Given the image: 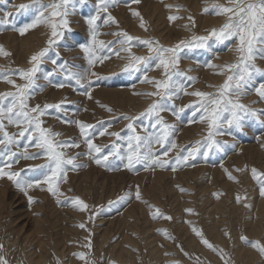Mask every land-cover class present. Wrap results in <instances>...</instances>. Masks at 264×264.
<instances>
[{"label": "rangeland", "instance_id": "rangeland-1", "mask_svg": "<svg viewBox=\"0 0 264 264\" xmlns=\"http://www.w3.org/2000/svg\"><path fill=\"white\" fill-rule=\"evenodd\" d=\"M148 1L152 3H146L149 4L146 11L144 0H139L138 3L135 0H118L117 4L108 10L117 21L116 24H105L103 21L107 14L101 13L100 19L97 21L99 25L97 42L91 51L85 52L81 46L92 43L87 17L95 14L98 0H75V8L71 9V14L68 17L71 31L65 32L64 38L58 46L49 50L47 58L40 65L36 82L44 87L42 91L37 89L28 103L30 106L62 103L61 109H49L41 119L44 121L43 127L61 133L56 137L57 140H75L80 144L79 148L64 149L66 156H74L77 153L88 151L87 145L83 143L79 127L75 123L65 122L79 120L93 125L89 132L93 134V143L102 147L103 154L116 151L119 155L126 156L129 139L133 135L151 136L155 139L167 133V140L175 141L177 148L172 149L168 156H163V152L170 147V144L166 142L162 148L153 143L152 151L155 155L159 156L161 160L174 163L177 154L187 155L188 151L195 150V158L181 162L176 166L175 171L171 166L146 169L143 164L135 165L134 170L130 171L123 167L127 161H121L118 155L109 156V161L114 163V168L117 170H109L97 165L90 156L80 155L75 163L86 165V167L73 170L71 166H68L66 181L59 182L60 193L63 195L53 196L48 192L47 185L41 184L39 187L28 190V196L33 198L31 203L28 196L12 181L6 177L0 178V185L6 184L7 186L6 191L0 193V244L4 246L0 255L5 257L8 264H58V262L59 264H86L84 260H80L74 255V253L81 252L85 253L86 259L94 264H110V262H114V264H173V262H178V264H224V260H221L217 252L206 247L201 242V237L197 236L193 229L201 232L203 238L217 249H223L226 253L225 260H228L229 264H264V256H261L256 249L250 246V242L255 241L264 244V197L260 195V185L252 175L253 168L258 173H264V147H262L264 145V125L254 118H248L242 131L228 130L225 126V134L215 137L223 145V150L213 148L209 151L205 144L208 133L207 124L200 121L201 113L196 112L193 107H185L179 116L173 114V105L178 109L193 104L197 101V97H189V95L184 97L181 94L168 102L167 109L159 114L163 122L158 124L155 114L146 115L143 113L153 101H158L159 97L134 93H142L143 90V93L156 91L154 85L140 83L145 75L150 79H163L161 69L150 66L147 72L144 70L125 71V66L130 61L129 53L124 51L119 52L122 55L120 69L119 66L112 70L105 69L106 64L110 62L112 56H116V51L121 47L119 43L113 42L122 38L109 33L127 32L140 40H155L165 47L174 46L180 41H192L195 36H209L213 28H219L225 22L226 17L215 15L213 6L217 3L227 6L228 0H206V2L197 0L199 3L196 0ZM43 2L49 3L50 0H43ZM159 2L161 4L163 2V5ZM166 3L168 5L171 3L172 7H166ZM19 4H30L31 6L26 10H17L14 6ZM155 5H158L160 10L156 11V14L152 11ZM177 6L181 7L178 9ZM38 7L36 4H31V0H0V18L4 17L5 12L12 13V16L8 17L7 24H0V45H3L4 49L11 53L8 57L0 56V66H4L5 69L30 67L28 61L31 55L47 46L46 42L50 35L49 28L47 34L33 44L39 42L28 54L21 53L14 42L23 37L14 30V27L19 28L31 22ZM165 8L169 9V14L163 11L166 10ZM205 8H208L209 11L205 12ZM133 12H138L140 16L134 17ZM172 15L185 17V19H177L176 22L172 21L171 23L169 16ZM189 16L195 21V26L188 20ZM213 16H217L216 19L219 18V20L225 19L218 20L217 22L220 24L214 23L216 21L213 23L205 21L206 18H215ZM140 17L143 18L144 28L140 27ZM79 20L85 21L87 29L81 30L82 24L78 22ZM103 23L104 26H102ZM214 24H217V27ZM36 28L29 30L26 34ZM83 31L87 33H83ZM169 32L171 34H168ZM6 33L12 34L14 37H4ZM100 41H103V46L99 43ZM209 44L212 46L211 50L183 48L179 53L181 58L178 67L186 75L176 79L186 86L188 92L193 90L215 92L216 88L209 87V85L219 86L223 83L226 76L217 75L219 78H214L215 72L218 70L206 68L207 62L217 64V59L227 52L232 53V56L226 57L225 61L222 60L220 63L217 61V65L236 62L237 54L234 50H229L235 48L234 43L226 41L220 44L214 38L209 37ZM74 46L79 50V58H75L76 55L73 56L74 54L71 55L67 52ZM131 53L141 56L149 55L147 47L135 41L131 46ZM90 57L95 61L92 64L89 63ZM230 57L233 58L230 59ZM53 60L56 61L55 64L52 63ZM255 63L264 69V60L258 58ZM199 68L200 72L197 71ZM201 69L203 70L201 71ZM207 69H212L210 70L212 71L210 79L205 74L209 81L207 78H205L206 81L201 80ZM154 70H157L155 74ZM48 72H53V76L50 77L51 83L43 78ZM77 72L86 77L82 81L83 87L77 85L75 80L68 78L69 73ZM197 72L200 74L198 75ZM201 72L204 73L201 74ZM187 76L198 77L201 81L190 83L186 79ZM12 78L16 79L17 83H22L18 77ZM261 81H264V76L257 75V83ZM58 83L65 84V87L61 88L62 92H58L61 89L54 86ZM138 85L139 88H136ZM101 87L105 88L104 90L126 89L129 96L135 97L136 95L141 98V101L146 100V105L141 106L144 107L143 109L137 107L136 104L122 108V104L114 99H104L95 95V91ZM50 90L58 92V97ZM9 91H15V89L0 80V93ZM85 91L90 93L94 101L84 95ZM59 97L60 99H58ZM246 97H249L250 100ZM258 100L259 97L255 92H251L243 96L241 102L253 109L264 110V101L253 103ZM3 103L7 104L8 100L5 99ZM109 108L112 111H108ZM194 112L195 116H193ZM125 117H134L135 119L128 120ZM260 120H264V116H260ZM129 123L133 125L135 131L127 127ZM196 123L197 125L202 124L201 129L199 128L201 124L197 126ZM4 124L9 134L19 131L14 125H9L6 119ZM164 125L174 127L165 128ZM188 131L193 133H187ZM229 131L231 134H228ZM100 132H105V134L101 136ZM110 133L119 135L112 136ZM184 133L188 138L186 142ZM189 134H194V136L190 135L189 137ZM181 135L183 139L179 138ZM25 145H29V142L24 138H18V145H8V148L19 154L24 151ZM4 147V145H0V149ZM247 147L251 148L252 152ZM27 151L29 154H33L41 150L29 145ZM140 151L145 152L147 149L141 146ZM205 151H208L207 158L203 155ZM231 155H235V157L233 158ZM236 157H240V160ZM6 159V156L0 157V160ZM46 163L47 159L43 156L37 159H21L18 164L12 165L11 171L20 172V176L24 180L42 179L41 169L36 166ZM208 168H210V172H207ZM225 169L236 177V181L228 179ZM236 169L240 171H236ZM87 172L92 175L100 173L98 181H91V178L84 179ZM119 173L125 174L122 177L117 175ZM100 176H103L105 181ZM137 189L140 192V199L136 198ZM214 193H222V195L217 198ZM237 195L241 197L239 202L236 199ZM76 197L88 205L86 210H79L69 202ZM213 203H220L221 210L214 211ZM245 205H250V207ZM155 209H159L164 216H171L172 219H153ZM186 209H192V212L189 213ZM132 211H134L133 215H131ZM80 224H84L85 227H79ZM158 230H166L167 237L171 238H166L164 232ZM241 236L246 237L247 241L242 240ZM88 244L91 245L90 248L85 247ZM240 251L253 253V259H248L247 254H244L246 256H236Z\"/></svg>", "mask_w": 264, "mask_h": 264}, {"label": "snow or ice", "instance_id": "snow-or-ice-1", "mask_svg": "<svg viewBox=\"0 0 264 264\" xmlns=\"http://www.w3.org/2000/svg\"><path fill=\"white\" fill-rule=\"evenodd\" d=\"M118 0H98L94 15L87 17V24L89 25V31L91 34L92 43L89 45H82L81 47L85 52L92 50L96 44V37L98 35L97 29L99 25L97 21L100 19L101 13H106L107 16L104 19L105 24H116L117 21L108 12L110 7L117 4ZM139 2V0H135ZM31 4L38 5V9L31 20V22L24 24L22 27L15 28L14 30L19 33L20 36H24L29 30L34 29L40 25H45L50 29V35L46 42L47 46L41 48L39 51L31 55L28 63V68L5 69L4 66H0V80H3L7 84L11 85L15 91H9L7 93H0V145H4L3 149H0V157H7L6 160H0V178L6 177L12 181L13 184L24 192L28 196V190L33 187H39L41 184L47 185V190L53 196L63 195L60 193L59 182L67 178V168L71 166L73 170L86 165L77 164L75 161L80 155L90 156L97 165H101L109 170H117L114 168V163L109 161V156H117L121 161L126 160L123 167L128 170H134L135 165L143 164L147 169L149 167L166 168L171 166L172 170H176V166L181 162H187L190 159H194L196 151H188L187 155L177 154L174 158V163H170L168 160H161L159 156L155 155L152 151V144H158L162 148L165 143L168 142L170 147L163 152V156H168V153L177 148L175 141H168L166 133L163 136L153 138L151 136L140 137L133 135L129 139L127 155H119L116 151L103 154L102 147L93 143V134L89 132V129L93 128V125L87 124L83 121H65L66 123H75L80 130L83 143L87 145L88 151L86 153H77L74 156H66L64 149L67 148H79L80 144L75 140H57L56 137L61 133L53 132L48 128L43 127L44 121L41 119L47 114L49 109H61L62 103L57 104H36L30 106L28 101L35 94L37 89L43 90V85L37 84V72L40 70V65L47 58L49 50L54 46H58L59 42L64 38L65 32H70L68 17L71 14V9L75 8V0H50L49 3H44L43 0H31ZM30 4H19L16 7L17 10H26L30 7ZM171 8V5H167ZM181 6H177L179 9ZM214 13L218 16L223 15L226 17L225 22L219 28H213L209 33V36H195L192 41H180L178 44L170 47H165L155 40H140L138 37L129 35L127 32L110 33L118 37H122L118 41L113 43H119L121 47L116 51V55H119L120 51L129 53V63L125 66V71L134 70L147 72L150 66L159 68L164 76L163 79H150L145 75L141 80V83H149L155 86L156 91L147 93H134L138 95L146 96H158V101H153L146 112L143 114L153 115L157 118V123H162V117L160 113L165 111L168 107V102L174 98L179 97L181 94L197 97V101L193 104L186 105L184 107L176 109L173 105L174 115L179 116L184 111L185 107H193L196 112H200L199 117L201 122L207 124V137L205 144L209 151L213 148L217 150H223V145L215 137L218 135H224L227 127L228 130L236 129L242 131L245 126V122L248 118H254L264 125V120H260V116H264V110L253 109L248 105L241 102L243 96L248 95L251 92L259 97L258 103L264 101V81L257 83V75L264 76V69L258 67L255 61L259 58L264 60V0H228V5L215 4L213 6ZM205 12L209 9L205 8ZM134 16L139 17L138 12H133ZM12 16L11 12H5L4 17L0 18V24H7L8 17ZM177 19H183V17L172 15L169 16L170 21ZM140 27L144 28L143 18L140 17ZM188 20L195 26V21L191 16ZM187 27V25H185ZM146 30V29H145ZM209 37L215 39L217 43L223 44L226 41H230L235 44L234 50L237 54L236 62L226 63L224 65L212 64L210 61L206 63V67L217 69V75H224L226 78L219 86L209 85V87H215V92H206L193 90L187 91L186 86L180 83L176 78L185 76L184 72L179 70L180 51L183 48H204L211 50L209 44ZM138 42L142 46H146L149 55L141 56L131 53V46L133 42ZM103 46V41L99 42ZM58 54V53H57ZM11 53L6 51L3 45H0V56L8 57ZM99 59V58H97ZM95 61L90 57L89 63L92 64ZM154 62V63H153ZM56 63L55 60L52 61ZM191 71V69H189ZM18 77L22 83H17L16 79L12 77ZM53 76V72H48L44 75V80L51 83L50 77ZM68 78L75 80L76 84L83 87L82 81L85 80V75L81 73H69ZM186 79L190 83H195L198 77L187 76ZM58 88L65 87L64 83H58L54 85ZM84 95L91 99L89 92L85 91ZM7 99L8 103L4 104L3 101ZM86 110V109H85ZM112 111V109H108ZM195 116V112L193 113ZM7 120L9 125H14L19 129L17 133L9 134L6 130L4 120ZM125 119L133 120L134 117H125ZM165 128H173L172 125H164ZM129 129H133L131 123L127 126ZM106 131V130H105ZM105 132H100L99 135L103 136ZM228 134H231L230 131ZM112 136H118V133H110ZM18 138H24L29 142L32 147L38 148L41 151L38 153L29 154L27 147L24 146L22 153L10 151L8 145L17 144ZM135 142V143H133ZM197 143H200L197 141ZM141 146L145 147L147 151L141 152ZM115 148V145L113 146ZM264 147V145H262ZM207 158L208 151L203 153ZM40 156L46 157L47 163L44 165H37V168L41 169L42 179L24 180L20 176V172L11 171L13 164H18L21 159H37ZM194 166V165H193ZM223 167V165H221ZM8 169V171H5ZM236 171H240L236 169ZM225 172L228 179L236 181L234 177L227 169ZM252 175L254 179H257L260 185V195L264 197V173H258L255 168L252 169ZM186 191L185 189H180ZM219 198L222 193H214ZM136 198L140 199V192L137 189ZM31 203L33 198L28 196ZM237 202L241 200V197L237 195ZM246 199V197H244ZM74 207L79 210H86L88 205L79 197L69 201ZM250 207V205H245ZM150 207H152L150 205ZM191 213L192 209H186ZM164 218L171 220V216H164L159 209H155L153 212V219ZM79 227L84 228V224H80ZM163 231L166 238V230ZM197 236L201 237V242L220 256L221 260H224V264H229L228 260H225L226 253L223 249H217L207 239L203 238L201 232L193 229ZM227 235V233H226ZM242 240L247 241V238L241 236ZM250 246L256 249L261 256H264V244L260 241L250 242ZM3 244H0V252L3 251ZM85 247H91L90 244ZM74 255L84 260L86 264H94L86 259L85 253H74ZM168 255V253H166ZM0 264H8V261L3 255H0ZM59 264V262H58ZM114 264V262H110ZM178 264V262H173Z\"/></svg>", "mask_w": 264, "mask_h": 264}, {"label": "bare ground", "instance_id": "bare-ground-1", "mask_svg": "<svg viewBox=\"0 0 264 264\" xmlns=\"http://www.w3.org/2000/svg\"><path fill=\"white\" fill-rule=\"evenodd\" d=\"M155 1V0H154ZM165 1V0H164ZM167 2H168V0H166ZM165 1V2H166ZM170 1V0H169ZM175 1V0H174ZM188 1V0H187ZM186 1V2H187ZM197 1V0H196ZM148 2H150V1H148V0H144V3H145V5H144V9L147 11V9L149 8V4H146V3H148ZM198 2V1H197ZM205 2H206V0H205ZM208 2V1H207ZM150 3H152V2H150ZM160 3V2H159ZM172 3H174V2H172ZM190 3V2H189ZM188 3V4H189ZM199 3V2H198ZM201 3H202V1H201ZM161 4V3H160ZM170 5H171V3H169ZM191 4V3H190ZM161 5H163V2H162V4ZM166 5H168L167 3H166ZM199 5V4H198ZM202 5H204V6H206L205 4H202ZM207 5H208V3H207ZM165 6V5H164ZM209 6V5H208ZM36 7V6H35ZM162 7V6H161ZM167 7V6H166ZM201 7V6H200ZM195 8H196V6H195ZM198 8V7H197ZM120 9V8H119ZM163 9H164V7H163ZM166 9V8H165ZM192 9H193V6H192ZM201 9V8H200ZM115 10H117V9H115ZM129 10V9H128ZM125 11H126V8H125ZM124 11V12H125ZM152 11H154V13L156 14V11H160L159 9H158V5L156 6H153V10ZM163 11H166L168 14H169V9H166V10H163ZM165 12V13H166ZM182 12V11H181ZM186 12V11H185ZM184 12V13H185ZM114 14V13H113ZM119 14H120V12H119ZM127 14H129L128 12H127ZM153 14V13H152ZM178 14V13H177ZM121 15V14H120ZM131 15V14H130ZM164 15V14H163ZM166 15V14H165ZM216 15V14H215ZM123 16H125V15H123ZM133 16V15H132ZM33 17V16H32ZM119 17V16H118ZM120 17H122V16H120ZM135 17V16H134ZM158 17V16H157ZM167 17H168V15H167ZM209 17V16H208ZM213 17H215V16H213ZM217 17V16H216ZM216 17L215 18H206V22H209V23H213V21H216V22H214V23H219V22H217L218 20H219V18L218 19H216ZM155 18H156V16H155ZM157 19V18H156ZM183 19H185V17L183 18ZM214 19H216V20H214ZM221 19V18H220ZM225 19V18H224ZM223 18H222V20H224ZM134 20V19H133ZM164 20H165V17H164ZM163 20V21H164ZM222 20H219V21H222ZM162 21V22H163ZM166 21V20H165ZM203 21V20H202ZM80 24H82V28H81V30H85V29H87L86 28V23H85V21H82V20H79L78 21ZM176 22V21H175ZM178 22V21H177ZM181 22H182V20H181ZM171 23H172V21H171ZM174 23V22H173ZM203 23V22H202ZM177 24V23H176ZM216 24V25H217ZM220 24V23H219ZM13 25V24H12ZM172 25V24H171ZM174 25V24H173ZM215 25V24H214ZM215 25V26H216ZM102 26H104V23H103V25ZM108 26V25H107ZM175 26V25H174ZM207 26V25H206ZM209 26V25H208ZM211 26H212V24H211ZM165 27V26H164ZM169 27V26H168ZM171 27V26H170ZM178 27V26H177ZM210 27V26H209ZM217 27V26H216ZM89 29V28H88ZM159 29H161V28H159ZM173 29V28H172ZM47 30H48V27L47 26H45V25H43V26H40V27H38V28H36L34 31L32 30L31 32H29L28 34H26L25 36H23L22 38H18V40H15L14 42H16V44H15V46H17V49L19 50V51H21V53H29L30 52V50L31 49H33V48H35L36 47V44H39V42H37L35 45H33L36 41H39L40 39H42L46 34H47ZM79 30V29H78ZM104 30H107V29H104ZM109 30V29H108ZM112 30V29H111ZM110 30V31H111ZM87 31V30H86ZM86 31H83V33L84 32H86ZM109 31V32H110ZM168 31V30H167ZM170 31V30H169ZM175 31V30H174ZM173 31V34H175V32ZM80 32V31H79ZM90 32V31H89ZM87 33V32H86ZM102 33H104V32H102ZM101 33V34H102ZM108 33V32H107ZM112 33V32H111ZM110 34V33H109ZM108 34V35H109ZM168 34H171L170 32L168 33ZM87 35V34H86ZM85 35V36H86ZM107 35V36H108ZM112 35V34H111ZM165 35H166V33H165ZM84 36V37H85ZM100 36V35H99ZM98 36V37H99ZM106 36V35H105ZM173 36V35H172ZM4 37H14L12 34H9V33H6V35L4 36ZM100 38H101V36H100ZM102 38H103V36H102ZM166 38H168L169 39V37H166ZM165 38V39H166ZM172 38V37H171ZM108 39V38H107ZM170 40H173V39H170ZM7 41V40H6ZM44 42V41H43ZM86 44V43H85ZM44 45V44H43ZM167 45V44H166ZM70 47V46H69ZM102 48V47H101ZM67 50V49H66ZM190 50V49H189ZM63 51H65V50H63ZM138 51V50H137ZM67 52H69L71 55H73V56H75V58L76 57H78L79 58V50H78V48L76 47V46H74V48L73 49H70L69 51H67ZM141 52H142V50H141ZM138 53V52H137ZM23 54V55H24ZM141 54V53H140ZM232 54V53H231ZM230 54V52H227V53H225V54H223V55H221L218 59H217V61L220 63L222 60H224V59H226V57L228 58L229 56H232ZM67 55H68V53H67ZM212 55V54H211ZM234 55V54H233ZM181 58V57H180ZM217 58V57H216ZM231 58H233V57H230V59ZM74 59V58H73ZM121 59H122V55L121 54H119L118 56L116 55V56H112V58L110 59V62L109 63H107L106 64V66H105V69H107V70H112L113 68H117L118 66V68L120 69L121 67H120V64H122V63H120L121 62ZM124 60V59H123ZM228 60V59H227ZM233 60V59H232ZM216 61V63L218 64V62ZM225 61V60H224ZM185 62V61H184ZM229 62V61H228ZM182 63V62H181ZM185 63H187V62H185ZM23 64V63H22ZM184 64V63H183ZM189 64V63H188ZM188 64H186V65H188ZM215 64V63H214ZM216 64V65H217ZM225 64V63H224ZM191 65V64H190ZM223 65V64H222ZM184 66V65H183ZM194 66V65H193ZM96 67V66H95ZM193 68H195V66L193 67ZM207 68V67H206ZM205 68V69H206ZM99 69V68H98ZM159 69V68H158ZM208 69H209V67H208ZM206 70L205 71V73H204V78L203 79H201V80H205L206 81V79L205 78H209L210 79V74H212L211 72L212 71H210V70H212V69H210V70ZM64 70V69H63ZM78 70H79V68H78ZM77 70V71H78ZM95 70V69H94ZM187 70V69H186ZM200 70V68L197 70V71H199ZM203 69H201V71H202ZM50 71V70H49ZM103 71V70H102ZM116 71V70H115ZM155 71H157V70H154V74H155ZM64 72V71H63ZM109 72V71H108ZM111 72V71H110ZM200 72V71H199ZM198 73V72H197ZM202 72H201V74H203ZM214 73V72H213ZM153 74V75H154ZM158 74V73H157ZM200 73H198V75H199ZM205 74H207L206 76L207 77H205ZM209 75V76H208ZM219 76V75H218ZM217 76V74H216V72H215V75H214V78H219ZM42 77V76H41ZM201 77H203V76H201ZM224 77V76H223ZM223 77H222V79H223ZM66 78V77H65ZM207 78V79H208ZM213 78V77H212ZM63 79V78H62ZM209 79H208V81H209ZM221 79V78H220ZM219 79V81H221ZM199 80V79H198ZM201 80H199V81H201ZM211 81V80H210ZM212 82H214V81H212ZM215 82H216V80H215ZM199 83V82H198ZM204 83V82H203ZM202 83V84H203ZM43 84V83H42ZM140 84H142V83H140ZM143 84H145V85H147L146 83H143ZM142 84V85H143ZM201 84V83H200ZM201 84V85H202ZM150 85V84H149ZM199 86V85H198ZM140 87H142V86H140ZM144 87H146V86H144ZM196 87V86H195ZM3 88V87H2ZM1 88V89H2ZM54 88V87H53ZM130 88H134V87H130ZM136 88H139V85L138 86H136ZM143 88V87H142ZM141 88V89H142ZM150 88V87H149ZM46 89H47V87H46ZM45 89V90H46ZM51 89V88H50ZM61 89V88H60ZM105 88H102L101 87V89H95L96 91H95V95H99V96H101V97H103L104 99H110V100H113L114 99V101H118L119 103H121L122 104V108H125L124 106H131V105H134V104H136L137 105V107H141V106H143V105H146V100L145 101H141L140 99V97H138V96H136L135 95V97H133V96H129L128 94H127V90L126 89H123V90H111V89H108V90H104ZM144 89V88H143ZM136 90V89H135ZM52 93H54V94H56L57 95V97H58V95H59V93L58 92H62V89H61V91H58V90H56V91H58V92H55V91H53V90H50ZM132 91V90H131ZM50 92V93H51ZM70 92H72V91H70ZM143 92H144V90H143ZM142 92V93H143ZM51 93V94H52ZM66 93V92H65ZM135 93H139V92H135ZM141 93V92H140ZM44 94V93H43ZM42 94V95H43ZM69 94V93H68ZM48 95V94H47ZM62 95V94H61ZM72 95V94H71ZM93 95V94H92ZM138 95V94H137ZM52 96V95H51ZM55 96V95H54ZM80 96H82V95H80ZM186 95H184V97H185ZM253 96V95H252ZM56 97V96H55ZM57 97H56V99H57ZM61 97V96H60ZM60 97L58 98V99H60ZM68 97H70V96H68ZM75 97V96H74ZM83 97V96H82ZM81 97V98H82ZM190 97V96H189ZM249 97H251V96H249ZM249 97H246L247 99L249 98ZM78 98V97H77ZM143 98V97H142ZM253 98V97H252ZM80 99V98H79ZM84 99H86L85 97H84ZM92 100H93V98H91ZM147 99V101H148V98H146ZM183 99H186V98H183ZM247 99H246V101H247ZM254 99V98H253ZM82 100H83V98H82ZM149 100H150V98H149ZM249 100H250V98H249ZM84 101H86V100H84ZM91 101V100H90ZM89 101V102H90ZM94 101V100H93ZM149 102V101H148ZM91 104V103H90ZM148 104V103H147ZM182 104V103H181ZM93 105V104H92ZM136 105H135V107H136ZM90 107V106H89ZM92 107V106H91ZM85 108H86V106H85ZM88 108V107H87ZM142 109L144 108V107H141ZM89 109V108H88ZM135 109V108H134ZM86 110H84V112H85ZM89 112H90V110H88ZM134 111V110H133ZM91 113V112H90ZM89 113V114H90ZM82 114H83V112H82ZM86 114V113H85ZM84 114V115H85ZM84 115H81V116H84ZM86 116V115H85ZM92 116V115H91ZM87 118H88V116H86ZM199 123V122H198ZM201 124V123H200ZM200 124H198V125H200ZM193 125H195V124H193ZM193 125H191V126H193ZM196 125H197V123H196ZM197 125V126H198ZM205 125V124H204ZM191 126H189V128L191 127ZM196 127V126H195ZM201 127H202V124H201V126L199 127L200 129H201ZM204 127V126H203ZM147 128V127H146ZM184 128V127H183ZM192 128V127H191ZM193 128H194V126H193ZM199 128H198V131H199ZM188 129V128H187ZM248 129V128H247ZM186 130V129H185ZM184 130V131H185ZM188 130H190V129H188ZM193 131V130H192ZM192 131H188L187 133H190V132H192ZM182 132V131H181ZM200 132V131H199ZM198 132V133H199ZM193 133V132H192ZM194 133H196V132H194ZM181 134V133H180ZM183 134V133H182ZM184 135H185V133H184ZM183 135V136H184ZM190 135H192V134H189V137H190ZM192 136H194V134L192 135ZM191 136V138H193ZM196 136V135H195ZM182 137V135L179 137V138H181ZM185 138H184V140H185V142H186V140L188 139V138H186V135L184 136ZM187 137H188V135H187ZM190 138V139H191ZM181 139H183V137L181 138ZM103 140V139H102ZM246 146H248V145H246ZM249 146H251V145H249ZM248 148V147H247ZM243 149H245V148H243ZM249 149V151H251V148H248ZM252 152V151H251ZM238 153V152H237ZM253 153H254V151H253ZM239 154H240V152H239ZM236 155V154H235ZM235 155L234 156H232L233 158L235 157ZM250 156H252V155H250ZM237 159L239 158V160H240V157H236ZM235 158V159H236ZM252 158V157H251ZM235 161V160H234ZM236 161H238V160H236ZM241 162V161H240ZM238 163H239V161H238ZM228 163L226 162V165H227ZM188 166V165H187ZM207 167V166H206ZM219 168V167H218ZM217 168V169H218ZM221 168V167H220ZM189 169V168H188ZM210 168H208V170H209ZM137 170V169H136ZM198 170V169H197ZM207 170V172H210V170L208 171ZM224 170V169H223ZM191 171V170H190ZM221 172H222V170H220ZM179 172V171H178ZM177 172V173H178ZM188 172V171H187ZM217 172V171H216ZM215 172V173H216ZM188 173H190V172H188ZM193 172H191V175H193L192 174ZM104 174V173H103ZM116 174V173H115ZM125 174V173H124ZM124 174H117L118 176H124ZM181 174V173H180ZM212 174V173H211ZM217 174V173H216ZM100 175V173L98 174V172L97 173H95V174H91V173H89V172H87L85 175H84V179H88V178H91V181H95V180H97L98 181V176ZM138 175V174H137ZM162 175H163V173H162ZM181 175H183V174H181ZM220 175V174H219ZM224 175V174H223ZM189 176V175H188ZM107 177H111V176H107ZM194 177V176H193ZM100 178H102L104 181H105V178L102 176H100ZM5 180H6V178H5ZM8 181V180H7ZM1 183V182H0ZM97 183V182H96ZM6 189H7V186H6V184H2V185H0V193H4L5 191H6ZM220 202V201H219ZM221 203V202H220ZM220 203H218V204H214V211H219V210H221V207H220ZM210 205V204H209ZM208 206V205H207ZM134 209V208H133ZM133 213H134V211H132V213H131V215H133ZM258 228V227H257ZM194 242V241H193ZM206 253V252H205ZM244 254H247V258L248 259H253V253H251V252H245V251H240L236 256H239V255H241V256H246V255H244Z\"/></svg>", "mask_w": 264, "mask_h": 264}]
</instances>
